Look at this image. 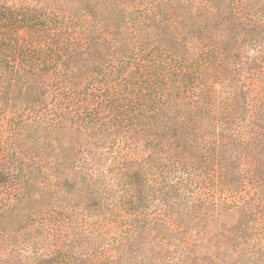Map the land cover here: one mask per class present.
Here are the masks:
<instances>
[{
	"label": "trees",
	"instance_id": "1",
	"mask_svg": "<svg viewBox=\"0 0 264 264\" xmlns=\"http://www.w3.org/2000/svg\"><path fill=\"white\" fill-rule=\"evenodd\" d=\"M0 264H264V0H0Z\"/></svg>",
	"mask_w": 264,
	"mask_h": 264
}]
</instances>
